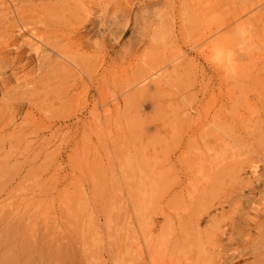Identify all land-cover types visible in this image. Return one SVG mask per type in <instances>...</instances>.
Masks as SVG:
<instances>
[{
  "label": "rangeland",
  "instance_id": "obj_1",
  "mask_svg": "<svg viewBox=\"0 0 264 264\" xmlns=\"http://www.w3.org/2000/svg\"><path fill=\"white\" fill-rule=\"evenodd\" d=\"M9 196L56 198L107 264H264V0H0Z\"/></svg>",
  "mask_w": 264,
  "mask_h": 264
},
{
  "label": "bare ground",
  "instance_id": "obj_2",
  "mask_svg": "<svg viewBox=\"0 0 264 264\" xmlns=\"http://www.w3.org/2000/svg\"><path fill=\"white\" fill-rule=\"evenodd\" d=\"M215 56L216 60L221 63L224 58L222 53L218 52ZM226 62L229 71L225 72V81L228 77L232 79L240 77L242 72L238 71L235 64L230 63L231 61L227 57ZM252 174H257V167H253ZM149 197L150 194L147 195L146 201H149ZM10 199L11 201L5 207L2 205L3 202L0 203V218L2 217L6 222L4 223L6 231L16 228L17 232L2 241L0 264H46L47 260L52 261V264H107L103 260L98 261L96 252L93 249L94 246L88 245L93 230L84 227L70 228L69 222H67L68 214L61 209L58 211L54 208L58 201L56 198H52L48 202L46 199H34L33 202L29 203L26 197H7V200ZM24 204L28 205L25 206ZM49 204H52L51 211L50 208H48V211L45 208ZM103 204L108 209L109 200ZM13 213L19 216V220L14 221L11 219L8 222L6 220L9 217L8 214ZM65 222H67V225ZM159 251H162V246L160 248L155 245L149 246L150 264H208V259L203 254L204 250H197L196 253L199 255H196L193 251L186 258L175 256L176 253L173 256L170 255L169 258L164 253L161 255ZM143 252L144 248L137 246L139 257Z\"/></svg>",
  "mask_w": 264,
  "mask_h": 264
},
{
  "label": "clouds",
  "instance_id": "obj_3",
  "mask_svg": "<svg viewBox=\"0 0 264 264\" xmlns=\"http://www.w3.org/2000/svg\"><path fill=\"white\" fill-rule=\"evenodd\" d=\"M227 55H228V53H222V56H227ZM213 63H217L219 65L220 62L218 60H216L215 57H213Z\"/></svg>",
  "mask_w": 264,
  "mask_h": 264
}]
</instances>
